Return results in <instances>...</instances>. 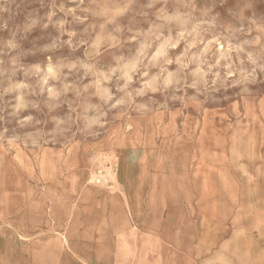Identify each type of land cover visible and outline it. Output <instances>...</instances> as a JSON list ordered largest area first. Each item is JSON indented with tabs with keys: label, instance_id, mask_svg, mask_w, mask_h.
<instances>
[{
	"label": "rangeland",
	"instance_id": "374dc122",
	"mask_svg": "<svg viewBox=\"0 0 264 264\" xmlns=\"http://www.w3.org/2000/svg\"><path fill=\"white\" fill-rule=\"evenodd\" d=\"M9 195L18 264H264V0H0Z\"/></svg>",
	"mask_w": 264,
	"mask_h": 264
},
{
	"label": "crops",
	"instance_id": "0c3cea01",
	"mask_svg": "<svg viewBox=\"0 0 264 264\" xmlns=\"http://www.w3.org/2000/svg\"><path fill=\"white\" fill-rule=\"evenodd\" d=\"M31 206L33 201L29 199L0 196V264H18L29 254V240L36 237L34 212L28 209Z\"/></svg>",
	"mask_w": 264,
	"mask_h": 264
}]
</instances>
